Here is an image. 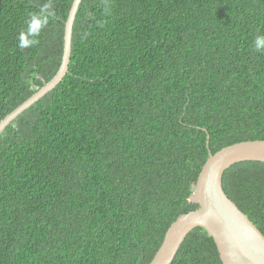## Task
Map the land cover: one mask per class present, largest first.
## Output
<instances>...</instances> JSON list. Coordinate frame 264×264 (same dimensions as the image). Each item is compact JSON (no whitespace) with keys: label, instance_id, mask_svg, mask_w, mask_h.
Returning <instances> with one entry per match:
<instances>
[{"label":"trees","instance_id":"obj_1","mask_svg":"<svg viewBox=\"0 0 264 264\" xmlns=\"http://www.w3.org/2000/svg\"><path fill=\"white\" fill-rule=\"evenodd\" d=\"M72 2L0 0V121L56 74ZM258 34L264 0H81L67 73L0 134V264H149L209 154L264 140ZM222 182L264 235V162ZM171 264L222 261L196 227Z\"/></svg>","mask_w":264,"mask_h":264},{"label":"water","instance_id":"obj_2","mask_svg":"<svg viewBox=\"0 0 264 264\" xmlns=\"http://www.w3.org/2000/svg\"><path fill=\"white\" fill-rule=\"evenodd\" d=\"M81 0H73L65 23L64 47L56 74L0 121V134L24 109L59 83L68 71L72 27ZM242 161L264 162V140L240 141L209 154L193 185L191 200L198 206L179 215L167 228L149 264H171L184 238L196 227L212 237L222 264H264V235L228 197L223 174Z\"/></svg>","mask_w":264,"mask_h":264},{"label":"clouds","instance_id":"obj_3","mask_svg":"<svg viewBox=\"0 0 264 264\" xmlns=\"http://www.w3.org/2000/svg\"><path fill=\"white\" fill-rule=\"evenodd\" d=\"M40 15L42 18H44V17L51 16L52 12L48 8H42ZM34 18L35 16H33V19ZM253 47L255 51H258V52L264 51V35L258 34L255 36Z\"/></svg>","mask_w":264,"mask_h":264}]
</instances>
